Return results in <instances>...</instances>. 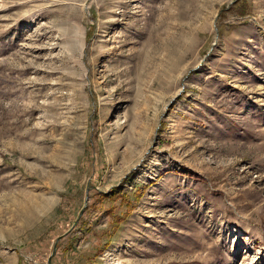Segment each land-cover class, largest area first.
Here are the masks:
<instances>
[{
	"label": "rangeland",
	"instance_id": "374dc122",
	"mask_svg": "<svg viewBox=\"0 0 264 264\" xmlns=\"http://www.w3.org/2000/svg\"><path fill=\"white\" fill-rule=\"evenodd\" d=\"M0 264H264V0H0Z\"/></svg>",
	"mask_w": 264,
	"mask_h": 264
},
{
	"label": "water",
	"instance_id": "95a60500",
	"mask_svg": "<svg viewBox=\"0 0 264 264\" xmlns=\"http://www.w3.org/2000/svg\"><path fill=\"white\" fill-rule=\"evenodd\" d=\"M182 91L171 101L170 105L168 106L171 107L173 105V103L177 100V98L181 95Z\"/></svg>",
	"mask_w": 264,
	"mask_h": 264
},
{
	"label": "trees",
	"instance_id": "16d2710c",
	"mask_svg": "<svg viewBox=\"0 0 264 264\" xmlns=\"http://www.w3.org/2000/svg\"><path fill=\"white\" fill-rule=\"evenodd\" d=\"M188 174H190V173H188ZM191 176H193V177H199L198 175H196V174H190ZM121 222H123V221H121Z\"/></svg>",
	"mask_w": 264,
	"mask_h": 264
}]
</instances>
